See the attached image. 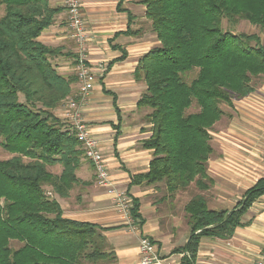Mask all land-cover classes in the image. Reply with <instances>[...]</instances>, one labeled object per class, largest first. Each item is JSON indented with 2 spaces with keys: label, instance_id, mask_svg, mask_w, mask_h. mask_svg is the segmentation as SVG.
Instances as JSON below:
<instances>
[{
  "label": "trees",
  "instance_id": "1",
  "mask_svg": "<svg viewBox=\"0 0 264 264\" xmlns=\"http://www.w3.org/2000/svg\"><path fill=\"white\" fill-rule=\"evenodd\" d=\"M136 3L145 7L158 45L139 59L134 71L146 86L137 107L149 110L145 120L151 134L141 146L152 158L146 173L131 176L129 187L162 184L171 198L193 182L206 191L213 184L207 174L213 153L209 132L224 115L221 105L232 107L234 96L254 91L252 78H264L260 37L233 34L222 28V21L240 19L264 30V0ZM0 4V147L11 155L0 159V264L114 262L104 228L64 218L54 198L67 197L79 183L75 171L85 159L74 133L63 130L54 113L72 96L77 78L59 74L51 59L60 51L37 40L62 8L50 7L49 0ZM193 70L195 78L185 82L183 76ZM192 106L197 111L188 113ZM56 165L62 167L59 175L49 171ZM262 195L264 177L230 210H210L199 194L189 199L183 208L188 240L177 249L189 257L183 256L180 264L193 263L202 237L230 238ZM139 206L131 198L130 217L141 226ZM13 241L18 247L10 246Z\"/></svg>",
  "mask_w": 264,
  "mask_h": 264
},
{
  "label": "crops",
  "instance_id": "2",
  "mask_svg": "<svg viewBox=\"0 0 264 264\" xmlns=\"http://www.w3.org/2000/svg\"><path fill=\"white\" fill-rule=\"evenodd\" d=\"M137 1L81 0L89 39L88 59L97 78L80 111L90 136L97 141V147L105 159L113 187L139 200V213L144 223L141 226L133 223L138 229H130L116 209L113 197L97 186L92 165L85 159H81L75 171L79 183L73 185L67 197L54 195V198L64 218L104 228L102 235L114 253V264H140L138 244L142 236L154 241L159 256L165 262L180 264L183 252L177 249L188 240L187 221L178 228L176 216L171 215L164 216L171 217L164 224L162 220L165 218L160 217L156 204L151 200L155 193L154 186L129 187L131 176L146 173L152 158L151 151L141 146L142 141L151 134V124L145 120L149 110L137 107L146 86L142 80L134 77V71L139 59L158 45L145 17V7L137 4ZM63 4L64 0H49L50 7L62 10L53 17L52 24L37 40L60 51L51 59V63L59 74L69 76L74 73L75 43L67 28ZM128 28L133 34H125ZM120 57L123 59L118 60ZM99 65L103 67V72ZM73 91H77V84L73 86ZM54 113L59 120L62 119L61 107ZM260 135L264 137V132ZM218 152V159L221 160L225 154L221 150ZM242 165L237 169L239 176L234 178V168L232 170L226 164L215 162L213 176H209L213 183L219 185L216 176L225 181L226 174L229 180L225 183L231 185L217 188L220 192L219 208L210 207L207 203L210 210L232 209L243 193L264 177L263 158L255 161L254 165ZM61 170L62 167L56 165L49 171L59 175ZM243 178L246 179L244 182L235 184ZM222 195L225 196L224 202L233 200L236 201L235 205L227 206L222 202ZM242 222L245 225L236 228L228 239L202 237L192 264H254L256 256L264 251V195L247 209Z\"/></svg>",
  "mask_w": 264,
  "mask_h": 264
},
{
  "label": "rangeland",
  "instance_id": "3",
  "mask_svg": "<svg viewBox=\"0 0 264 264\" xmlns=\"http://www.w3.org/2000/svg\"><path fill=\"white\" fill-rule=\"evenodd\" d=\"M3 12L4 7L0 4V17L3 15ZM222 28L227 29L233 34H255L260 37V42L264 45V30L251 25L247 21L237 19L233 23L224 19L222 21ZM75 58L76 44L74 51V65ZM196 74L197 70H193L191 73L183 76V79L185 82L189 83L195 78ZM251 85L254 87V91L249 95L242 97L243 99L234 96L232 99V107L221 105L224 115L214 124L209 132L211 137L210 145L213 149V153L207 162L208 176H213L212 170L215 162L226 164V167L232 170L234 168L235 170H233L232 174L233 177L236 178L235 176H239V174H236L239 173L237 169L244 166L242 163L254 165L255 161H259L261 158L264 159V137H261L260 135L261 132H264V78H252ZM75 94L76 92H73L72 96ZM20 100H23L22 96L20 97ZM196 111V107L192 106L187 112L194 113ZM218 150H221V152L225 154L221 157V160L218 159ZM10 157L11 155L7 154L0 147V159L5 160ZM215 179L219 185L216 186L213 183L206 191H200L196 187L195 182H193L185 190L176 192L173 195V198L168 196L169 194L166 192L164 185L161 184L159 187H154L155 193L152 195L151 200L156 204L155 206H157L158 214L161 218L171 215L176 216L177 220L175 223L178 228H180V226H183V223L187 221L183 205L196 195H202L210 207L215 206V208H219L217 202L219 200L220 192L217 188L222 189V185L226 184L225 182L229 180V177L225 174V181H223V178L217 176ZM245 180L246 179L243 178L242 180H238L235 184H238V182L242 183ZM206 184L208 183L206 182ZM227 185L231 184H226V186ZM221 197L222 202H224L225 196L222 195ZM224 203L231 207L235 205L236 201L231 200V202ZM224 203H222V205H224ZM167 218L170 219L171 217L163 219L162 221L164 224L168 221ZM17 243L18 242L13 241L10 246L16 248L18 247ZM260 253L256 256V259H254L255 261ZM104 264H114V262L109 261Z\"/></svg>",
  "mask_w": 264,
  "mask_h": 264
},
{
  "label": "built area",
  "instance_id": "4",
  "mask_svg": "<svg viewBox=\"0 0 264 264\" xmlns=\"http://www.w3.org/2000/svg\"><path fill=\"white\" fill-rule=\"evenodd\" d=\"M63 6L67 17V28L76 44L74 74L77 78V91L75 95L70 96L61 106L62 119L60 121L62 129L74 133L80 143L85 159L92 165L97 186L104 189L113 197L116 209L124 221L128 222L130 229L135 230L138 228L133 226V220L129 214L131 198L125 192L118 191L113 187L105 159L97 147V141L90 136L80 111L81 104L89 96L97 78L95 72L90 67L88 59L87 45L89 39L82 13V3L81 0H64ZM99 67L103 72V67L101 65ZM138 251L140 264H168L159 256L154 241H150L146 236L140 238ZM182 256L189 257V253L184 252ZM254 264H264V251L259 255Z\"/></svg>",
  "mask_w": 264,
  "mask_h": 264
}]
</instances>
